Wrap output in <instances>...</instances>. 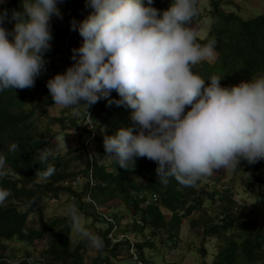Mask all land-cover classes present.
<instances>
[{"label":"clouds","instance_id":"clouds-1","mask_svg":"<svg viewBox=\"0 0 264 264\" xmlns=\"http://www.w3.org/2000/svg\"><path fill=\"white\" fill-rule=\"evenodd\" d=\"M61 2L21 0L22 11L13 9L11 15L6 8L0 11V92L35 86L36 78L46 68L45 53L52 47L51 20L54 16L62 19L58 7ZM85 7L92 11L83 20L71 22V30H78L81 43L72 50L73 63L50 78L47 88L54 105L62 108L85 105L88 110L105 98L109 104L131 109L132 125L104 136L105 155L124 168L134 164L136 158H147L157 164L160 183L166 185L174 178L185 186H195L217 169L234 170L241 160L249 164L264 160V75H252L249 80L224 87L222 77L212 75L206 84V79L193 71L202 62L215 59V41L198 43L196 32L189 26L199 16L198 0H172L163 11L153 6V0H85ZM6 20L14 21L11 32L4 27ZM113 91L119 99H111ZM93 118L92 110L88 111L87 121ZM90 128L93 132L86 137L85 146L91 161L98 131L93 125ZM18 147L12 142L8 152L16 153ZM61 147L35 151L32 162L40 165L35 173L38 179L46 180L55 173L51 160ZM259 172L264 175V168ZM14 174L7 156L0 153V178ZM90 180L93 184V175ZM86 181L77 177L73 186ZM213 183L224 192L220 183ZM10 195L9 189L0 187V206ZM87 198L94 202L91 195ZM221 203V210L215 212L223 219L225 203ZM94 204L106 220L113 245L125 240L134 245L125 231L128 223L123 225L116 215ZM71 215L73 231L96 244V238L82 227L75 213ZM113 233L117 242L111 238ZM180 239H184L183 232ZM170 252L168 261L175 251ZM130 254L133 263L146 264L135 255L134 248Z\"/></svg>","mask_w":264,"mask_h":264},{"label":"trees","instance_id":"trees-1","mask_svg":"<svg viewBox=\"0 0 264 264\" xmlns=\"http://www.w3.org/2000/svg\"><path fill=\"white\" fill-rule=\"evenodd\" d=\"M63 1L67 2L66 16L52 19V47L45 53L46 68L36 78L35 86L0 92V153L7 156L8 164L15 173L0 178V187L11 191L5 204L0 206V264H135L131 261L132 248L135 255H140L142 261L148 264L150 253L159 252L161 247L169 251L180 248L179 240L187 222L193 227L203 228V234H197L201 238L199 254L202 258L209 255L205 248L208 240H222L212 264H237L239 256H252L255 252H259L257 264L264 263V230L255 227L249 229L248 236H244L238 227H234L236 220L238 222L244 215L236 217L233 212L232 184L224 192L216 189L210 177L205 180L202 178L195 186L182 185L174 178H170L165 185L157 180L155 162L147 158H136L134 164L124 168L105 155V150L100 151V157L96 155L93 163L88 157L85 169L78 165L84 160L82 154L76 153L67 159L59 150V154L51 160L55 173L46 180L35 176L40 167L39 163L32 162L35 151L58 146L54 140L57 133L50 128L52 123H43L44 117H47V108L54 106L47 81L55 74L65 72L73 63L72 50L81 43L78 30H71V22L73 19L83 20L92 11L85 7V0ZM201 2L198 0L199 5ZM225 2L210 0V7L205 5V9L199 8V16L191 22L196 25L209 17L212 25L208 36L205 39L198 38V43L206 44L214 40L215 53L219 56L215 64L202 62L193 71L206 79V84L210 83L207 79L215 75L222 77V86L230 87L242 80L251 79L252 75H264V15L244 19L234 9L227 14L222 8V5L227 6ZM171 3L172 0H153V6L161 11ZM5 8L9 10V15L13 9L22 11L21 0H9L0 5V11ZM4 27L11 32L14 21L6 20ZM111 99H119L115 91L111 93ZM73 109L76 114L69 117V120L59 117L50 121L61 124L65 132L78 134L81 143L76 151H86L87 155L89 149L85 141L88 134L93 132L90 128L92 125L98 131L99 143L103 142L105 135H113L121 127L132 125L131 109L115 103L109 104L105 98H101L88 110L85 105ZM91 110L94 118L88 122L87 112ZM12 142L19 146L16 153L8 152V145ZM104 156L111 158V164L102 159ZM74 162L78 168L73 167ZM254 165L257 171H261L264 160ZM92 175L93 184L90 180ZM77 177L88 181L74 187L73 182ZM246 188H254V182L246 183ZM62 194L68 195V198L61 202V207L74 212L78 220L80 216H86L98 225L106 220L94 202L106 207L113 200H121L132 210L125 231L135 242L134 245L128 240L119 246L113 245L108 238L110 229L100 225L101 228H96L92 236L96 238V244L85 239L73 247L71 214L56 217L40 227L28 226L30 215L39 204H45L49 198L61 200ZM88 195L92 196L94 202L88 201ZM217 199L225 203L223 213L226 215L223 219L213 208ZM243 208L246 209V206ZM117 219L121 220L122 216L117 215ZM231 230L237 233L228 235ZM13 239L23 243L26 248L45 239L49 245L37 256L28 250L21 259H17V256H7L2 251L7 248L5 241ZM97 248L98 252L91 255ZM33 250L36 251V246Z\"/></svg>","mask_w":264,"mask_h":264},{"label":"rangeland","instance_id":"rangeland-1","mask_svg":"<svg viewBox=\"0 0 264 264\" xmlns=\"http://www.w3.org/2000/svg\"><path fill=\"white\" fill-rule=\"evenodd\" d=\"M8 1L9 0H3V2H0V5L6 4ZM225 4H227V6L222 5V8L227 14L231 13L234 9L244 19H250L259 15H264V0H226ZM205 5L207 8L210 7L208 0H203L200 3L199 8L201 10L205 9ZM58 7L61 10L62 17H65L67 2L63 1L61 3H58ZM52 19L61 18L54 16ZM211 25L212 22L207 16L199 24L195 25L194 23H192L191 28L196 32L198 38L205 39L208 36V32L210 30ZM217 59L218 55L215 53V59L213 61L205 62L211 63L212 65L217 62ZM75 114L76 111H74L73 108L66 109L54 105L52 107L47 108V117H44L43 123H52L50 125L51 130L57 133L56 139L54 140H56L57 145H63V147L60 148V154L67 159L75 156L76 153L82 154L81 156L84 160L77 164L79 165V168L85 169V167L87 166L88 155L86 151H76L77 146H79V144L81 143L78 134L72 133L71 131L65 132L66 130H63L64 128L61 127V124L53 123L50 121V119L59 117H63L66 121L69 120V117H74ZM92 141L93 139L91 141L88 140V142ZM92 146L93 147L91 149V152L92 154L93 152H95V157L96 155H99L100 151L105 150L103 142H94ZM97 150L98 153L96 152ZM100 156L101 155H99V157ZM95 157L94 155H92V163L95 161ZM102 159L107 162L109 161L108 163L111 164V158L104 156ZM74 166L77 167L75 162L73 163V167ZM207 177H210V179H213L216 183H220V188L222 189V191H224L226 187H229V185H233L235 193L234 199L237 202L236 207L238 208V211L235 212L237 215L236 217L244 215V217L238 222L236 220L234 227H238L242 235L248 236L249 229L255 227H258L259 230H264V195H259L260 186H264V175H261L260 172L256 170L254 164H249L246 160H241L240 166H237L234 170L224 168L217 169L213 171L212 175L203 177V180H205ZM248 182H254V193L246 190L248 189L246 188V183ZM85 183L86 182L82 183L81 185H84ZM61 196V200H53L52 198H49L45 200V204H39L36 210L31 213L28 226L32 228L40 227L44 223H47L56 217H64L68 214H71L72 211H68V208L61 207V202L66 201L68 195L62 194ZM63 204H65V202ZM222 204L223 203L218 202L217 205L214 207L215 211L221 210ZM244 205L249 208L244 209L242 207ZM104 211L112 215L122 216L121 221L123 225H125L126 223H130L128 221L130 220L129 217L131 216L132 210L129 209L128 206L121 200L111 201V203H108V206H104ZM79 222L91 236L94 235L96 228H99L100 225L104 226L106 224L105 222L100 223V225L95 224L91 218H88L86 216H80ZM232 230L229 232L228 235L233 236L237 233L232 232ZM235 231H237V229ZM200 233L203 234L202 227H193L187 222L184 225L183 229L184 239L181 240V242L183 241L182 245L180 242L181 248L175 250V252L173 253V257H171V259L168 261L167 257L171 254V252L167 248L161 247L159 252L150 253V256L147 258L148 264H171L172 262L182 261H185L187 264H201L203 261L211 263L214 260V255L217 251H219V248L222 245V240L220 238L208 240L205 245V248L209 251V255L206 258H202L199 254V251L202 248L201 238L197 236V234ZM85 239L87 238H82L79 233L73 231L72 229L71 241L73 247L77 245L79 241ZM1 242L2 240L0 239V243ZM5 245L7 246V248L2 251L7 256L14 255L17 256V259H21L22 256H24L25 252L28 253V250L30 251V253L32 252L35 256L39 255L49 245V242L46 239L41 240L36 242V245L34 243L32 247L30 246L29 248H26L23 243H20L18 242V240L13 239L10 241H5ZM35 246L36 251L33 250ZM97 252L98 248L95 249V253H91V255H95ZM258 257L259 252H255L252 256L242 255L237 258V264H257Z\"/></svg>","mask_w":264,"mask_h":264},{"label":"built area","instance_id":"built-area-1","mask_svg":"<svg viewBox=\"0 0 264 264\" xmlns=\"http://www.w3.org/2000/svg\"><path fill=\"white\" fill-rule=\"evenodd\" d=\"M90 114H91V113H89V116H90ZM88 143H89V142H88ZM111 238H112L115 242L118 241V238L116 237V234H115V233L111 234ZM122 238H123V237H122Z\"/></svg>","mask_w":264,"mask_h":264}]
</instances>
